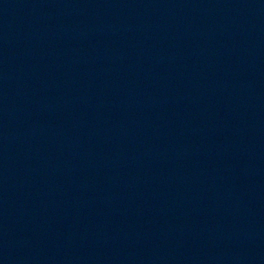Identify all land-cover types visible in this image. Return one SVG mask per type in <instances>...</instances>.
<instances>
[{
	"label": "water",
	"instance_id": "obj_1",
	"mask_svg": "<svg viewBox=\"0 0 264 264\" xmlns=\"http://www.w3.org/2000/svg\"><path fill=\"white\" fill-rule=\"evenodd\" d=\"M0 264H264V97L197 0H0Z\"/></svg>",
	"mask_w": 264,
	"mask_h": 264
}]
</instances>
